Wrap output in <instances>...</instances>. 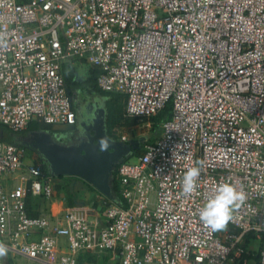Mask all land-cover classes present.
<instances>
[{"label": "built area", "instance_id": "1", "mask_svg": "<svg viewBox=\"0 0 264 264\" xmlns=\"http://www.w3.org/2000/svg\"><path fill=\"white\" fill-rule=\"evenodd\" d=\"M0 33V125H74L63 66L76 58L100 68L102 90L125 95V118L150 127L171 104L162 135L119 163L121 203L103 195L31 215L29 197L55 198L54 174L0 138L10 253L31 264L108 254L118 264H248L246 235L264 236V0H0ZM197 162L198 189L185 197ZM222 182L247 199L212 231L199 210Z\"/></svg>", "mask_w": 264, "mask_h": 264}, {"label": "trees", "instance_id": "2", "mask_svg": "<svg viewBox=\"0 0 264 264\" xmlns=\"http://www.w3.org/2000/svg\"><path fill=\"white\" fill-rule=\"evenodd\" d=\"M69 64L70 70L66 71L65 66ZM101 70L98 66L93 65L85 58L73 59L63 66V74L65 76L67 88L73 99V108L76 112V116L86 115V113L91 112L93 109V104L99 103L105 109V124L106 131L110 137H114L112 128L117 124L118 121H127L128 118L124 117V108L126 103V97L120 93L106 92L102 90L98 85V76ZM171 115V104L169 103L164 110L152 118L153 124H160L162 121L170 118ZM155 125V128H156ZM49 131L53 138L63 144H78V137L81 135L80 130L71 129L64 132L63 134L55 135V130L53 125L44 123L39 120H33L30 122L29 126L21 131H15L8 126L0 125V137L2 140L14 142L17 144H23V141L29 136L31 131ZM59 132V130H58ZM140 154L137 151H134ZM134 154V153H133ZM127 158V157H126ZM122 159L120 162L125 160ZM43 171L46 175H53L49 163L43 158ZM41 162V161H40ZM119 162V163H120ZM39 163V161H36ZM115 166L112 176H111V186L114 195L115 202H122L121 196L119 194L118 180H117V170L118 165ZM55 181V197L61 194H68L71 200V206L87 204L91 200L90 198H95L98 196H103L99 191H97L92 185L86 182L84 179L77 176H56L53 175ZM97 199V198H95ZM38 198H28L29 206L31 207V215L35 216L40 213V207L38 204ZM259 241L262 245L261 250L264 249V236L261 239H256L252 234H248L243 242V247L248 250L251 241ZM259 250V251H261ZM250 251V250H249ZM251 252V251H250ZM254 259L257 261L260 257V252L256 254L251 252ZM256 254V256H255ZM252 255L243 254V258H252ZM107 256V257H106ZM106 256H101L103 258H110V254ZM96 257V256H89ZM87 257V258H89ZM97 258V257H96Z\"/></svg>", "mask_w": 264, "mask_h": 264}, {"label": "water", "instance_id": "3", "mask_svg": "<svg viewBox=\"0 0 264 264\" xmlns=\"http://www.w3.org/2000/svg\"><path fill=\"white\" fill-rule=\"evenodd\" d=\"M86 115L87 121L83 124L86 137L78 144L60 143L48 131H31L23 143L26 141L46 159L54 175L80 177L113 200L110 183L113 170L122 159L134 153L139 143L131 144L107 134L105 109L101 104H93ZM101 138L107 139V150H101Z\"/></svg>", "mask_w": 264, "mask_h": 264}, {"label": "clouds", "instance_id": "4", "mask_svg": "<svg viewBox=\"0 0 264 264\" xmlns=\"http://www.w3.org/2000/svg\"><path fill=\"white\" fill-rule=\"evenodd\" d=\"M7 46L5 34L0 33V47ZM101 150H107L109 143L106 138H101ZM176 158V157H175ZM200 166H192L187 169L182 181V194L189 197L198 189V179L202 171V162H197ZM246 192L234 183H219L213 190L199 210V220L204 226L212 231L224 230L230 221L234 219V213L246 201ZM10 249L4 243H0V259L8 256Z\"/></svg>", "mask_w": 264, "mask_h": 264}, {"label": "rangeland", "instance_id": "5", "mask_svg": "<svg viewBox=\"0 0 264 264\" xmlns=\"http://www.w3.org/2000/svg\"><path fill=\"white\" fill-rule=\"evenodd\" d=\"M66 71L70 70V65L67 64L65 66ZM87 116V115H86ZM84 115H80L78 116L79 119H84L85 121L87 120V117ZM84 121V122H85ZM77 122V119H76ZM157 124V123H156ZM155 123L152 124V126L149 127V125H146L144 121H137L135 119H129L127 121H118L117 124L112 128L113 131V135L116 137H112L114 139L120 140L122 137H126V141L128 143L134 144V143H139L140 148L137 150V152H141L142 151V146L145 142L149 141V142H153L156 139H158L161 135H162V128H160V124L156 125ZM76 123L74 125H53L55 133L59 134H63L66 131H69L71 129H73L75 127ZM156 125V128H155ZM59 130V132H58ZM1 138V137H0ZM23 145H25L28 149L29 152L28 154L32 153L31 155H34L36 152L33 151L35 150L34 148H32L31 146H29L27 144V142L25 141V143H23ZM31 149V150H30ZM33 149V150H32ZM134 154H137L134 152ZM29 155V156H31ZM36 157H30L29 159L31 161H44L43 157L38 155H34ZM95 198L98 199V196H96ZM94 198V199H95ZM93 198H90V200H94ZM96 200V199H95ZM39 204V209L42 213L46 214L47 212L50 211V209L52 208V206H56V204L59 206V209L62 207H69L71 206V200H70V196L67 194H61L60 196L55 197L53 200H39L38 201ZM261 243L257 240L255 241H251L248 250H250L251 252L256 254L258 252H260L259 250H261ZM255 254V256H256ZM107 257V256H106ZM83 260H85V262H87L88 264H118V260L115 259L114 256H112L111 258H103V257H89V258H84ZM256 260L254 259L253 255L252 258L249 259L248 264H256ZM29 261L25 258H22L20 256H17L15 254H12L9 252L8 256L0 259V264H28ZM229 264H231V262H229ZM238 264V263H236ZM241 264V263H240Z\"/></svg>", "mask_w": 264, "mask_h": 264}, {"label": "flooded vegetation", "instance_id": "6", "mask_svg": "<svg viewBox=\"0 0 264 264\" xmlns=\"http://www.w3.org/2000/svg\"><path fill=\"white\" fill-rule=\"evenodd\" d=\"M85 120L84 119H79V118H77V122H76V125H75V127H74V129H78V130H80V132H81V135L78 137V141L80 142L83 138H85L86 136V130H85V128L83 127V124L85 123L84 122ZM87 121V120H86ZM53 129H54V127H53ZM44 131V130H43ZM49 132V131H48ZM55 135H57V133H55ZM140 148V145L138 146V148L135 150V151H137L138 149ZM29 150V149H28ZM31 150V149H30ZM33 150V149H32ZM33 151H35L36 153L34 154V155H36L37 154V156L38 155H40L38 152H37V150H33ZM32 154V153H31ZM34 155H31V157L33 156V157H36V156H34ZM41 156V155H40Z\"/></svg>", "mask_w": 264, "mask_h": 264}, {"label": "crops", "instance_id": "7", "mask_svg": "<svg viewBox=\"0 0 264 264\" xmlns=\"http://www.w3.org/2000/svg\"><path fill=\"white\" fill-rule=\"evenodd\" d=\"M28 152H29V150H28ZM29 155H31L30 153H29ZM31 157V156H30ZM57 205V204H56ZM55 207V206H54ZM62 241H64V240H62ZM20 257H22V256H20ZM22 258H24V257H22ZM26 259V258H25ZM229 262H231L230 260L229 261H227L226 262V264H229ZM28 264H31L30 262L28 263ZM231 264H235V263H233V262H231Z\"/></svg>", "mask_w": 264, "mask_h": 264}]
</instances>
